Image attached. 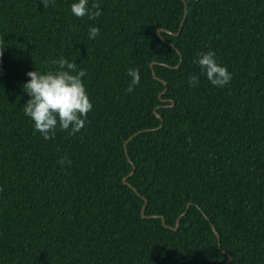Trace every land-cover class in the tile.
<instances>
[{
    "label": "trees",
    "instance_id": "trees-1",
    "mask_svg": "<svg viewBox=\"0 0 264 264\" xmlns=\"http://www.w3.org/2000/svg\"><path fill=\"white\" fill-rule=\"evenodd\" d=\"M77 2L0 0V264H264V0ZM61 57L93 109L45 140L24 85Z\"/></svg>",
    "mask_w": 264,
    "mask_h": 264
},
{
    "label": "clouds",
    "instance_id": "clouds-1",
    "mask_svg": "<svg viewBox=\"0 0 264 264\" xmlns=\"http://www.w3.org/2000/svg\"><path fill=\"white\" fill-rule=\"evenodd\" d=\"M42 3L45 8L48 7V0H42ZM71 12L78 18L87 16L90 20L101 15L100 5L93 2L89 7V0H78L77 3H73ZM99 34V28L90 27V39H95ZM2 56L3 52H0V57ZM51 63L58 66L59 70L46 74L30 71L27 73L30 80L24 85L25 91L31 97L24 106V113L34 121L35 130L40 132L45 140L55 138L58 124L61 130L70 134L80 132L93 109L82 80L86 71H78L77 64L69 62L64 57ZM196 63L201 69V74H206L214 86L223 88L231 82L232 75L226 67L217 63L214 52L200 53ZM128 75L132 80L127 91L132 92L141 80L139 69H128ZM198 82L195 75L189 78L190 86H195ZM66 162L70 164L67 157L59 161L61 165ZM2 191L3 187L0 186V192Z\"/></svg>",
    "mask_w": 264,
    "mask_h": 264
},
{
    "label": "water",
    "instance_id": "water-1",
    "mask_svg": "<svg viewBox=\"0 0 264 264\" xmlns=\"http://www.w3.org/2000/svg\"><path fill=\"white\" fill-rule=\"evenodd\" d=\"M187 16H188V12H186V15H185V18H184V21H183V24H182V28L184 27V24H185V22H186V20H187ZM163 30H166V29H161L159 32H160V34H161V32L163 31ZM182 31V29L180 30V32ZM179 32V33H180ZM176 47V46H175ZM154 65H155V63H153V68H154ZM155 74H156V72H155ZM168 91V89H166L163 93H166ZM163 100H167V99H165V98H163ZM156 112H157V114L160 116V117H162L163 118V116L159 113V111H158V109H156ZM141 132V131H140ZM140 132H137L135 135H133L132 137H131V139L132 138H134L137 134H139ZM127 142H129V141H127ZM135 171H136V168L134 169V171L133 172H131V174H134L135 173ZM131 174H129V175H127L125 178H124V183L125 184H128V185H130L131 187H133L130 183H129V181H128V178H129V176L131 175ZM136 189V188H135ZM137 190V192H138V189H136ZM139 193V192H138ZM140 194V193H139ZM148 201L146 202V205H145V207H144V212H143V216H144V218H150V217H152V216H150V217H148L147 216V214H146V212H147V208H148ZM191 205V204H190ZM190 205H189V207H188V210H187V212L189 211V209H190ZM187 212H186V214H187ZM158 217H160V216H158ZM163 221H164V223H165V225L169 228L170 226H168L167 225V223H166V219L163 217ZM179 226H180V221H179V224H178V227L175 229V230H178V228H179ZM227 253V252H226ZM228 254V253H227ZM229 264H232V259H231V261H230V263Z\"/></svg>",
    "mask_w": 264,
    "mask_h": 264
}]
</instances>
